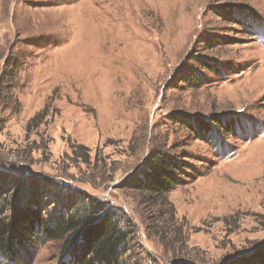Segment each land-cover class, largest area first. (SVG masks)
I'll return each instance as SVG.
<instances>
[{
	"label": "rangeland",
	"instance_id": "obj_1",
	"mask_svg": "<svg viewBox=\"0 0 264 264\" xmlns=\"http://www.w3.org/2000/svg\"><path fill=\"white\" fill-rule=\"evenodd\" d=\"M150 152L188 164L183 185L131 188ZM0 176L47 188L43 228L115 211L120 264L264 251V0H0ZM63 248L40 233L0 264H73Z\"/></svg>",
	"mask_w": 264,
	"mask_h": 264
},
{
	"label": "trees",
	"instance_id": "obj_2",
	"mask_svg": "<svg viewBox=\"0 0 264 264\" xmlns=\"http://www.w3.org/2000/svg\"><path fill=\"white\" fill-rule=\"evenodd\" d=\"M17 65L16 61L12 62V68L5 77L6 81L13 80ZM188 81L198 83L191 77ZM42 113L31 118L29 123L36 121L38 116L41 121ZM38 126L36 122L35 127ZM209 127L216 129L217 133L227 128L220 127L221 129L217 130L215 125L201 123L199 128L195 129L211 135L213 131ZM189 170L190 166L181 159L167 153L150 152L145 169L132 181L130 187L164 196L175 187L183 185ZM14 181L0 176V254L4 258L12 261L18 258L19 249L25 248L41 233L47 241L63 239V249H68L69 259L73 264H120L129 236L122 230L120 218L115 211L104 210L100 204L94 202L88 207L78 206L74 210L75 214L69 217H63L62 215H66L63 212H56L53 225L43 228L45 220L42 219L41 210L38 208L47 196V188L43 189V184L29 178V190L33 194L28 190L22 192L21 187L24 184L17 186ZM15 187L18 189L15 191L17 195L14 192ZM13 195L16 198L13 204H10V196ZM25 201L30 206H25ZM6 213H9V218ZM248 258L239 259L236 264H264V251H258Z\"/></svg>",
	"mask_w": 264,
	"mask_h": 264
}]
</instances>
